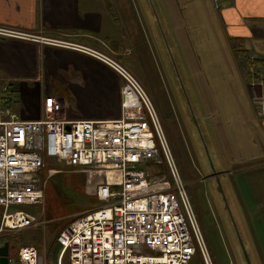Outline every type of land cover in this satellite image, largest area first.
Masks as SVG:
<instances>
[{
    "label": "built area",
    "instance_id": "built-area-1",
    "mask_svg": "<svg viewBox=\"0 0 264 264\" xmlns=\"http://www.w3.org/2000/svg\"><path fill=\"white\" fill-rule=\"evenodd\" d=\"M211 1L219 7L220 0ZM0 36L27 34L0 24ZM94 54L124 80L117 117L72 119L65 100L48 94L42 117L26 118L15 109L16 89L0 79V248L14 233L39 226L37 216L11 209L40 204L54 172L49 162L57 160L85 170L102 205L62 229L54 264L66 254L69 264H190L197 252L213 264L149 94L120 62ZM253 103L264 116V100L253 97ZM8 264L46 263L27 244L11 249Z\"/></svg>",
    "mask_w": 264,
    "mask_h": 264
},
{
    "label": "rangeland",
    "instance_id": "rangeland-1",
    "mask_svg": "<svg viewBox=\"0 0 264 264\" xmlns=\"http://www.w3.org/2000/svg\"><path fill=\"white\" fill-rule=\"evenodd\" d=\"M218 12L211 0H129L118 16H144L146 32L140 48L137 47L139 50L134 53L140 69L128 70L144 86L154 104L187 183L213 263L238 264V260L239 264H245L228 212L224 206L222 208L221 201L215 202L211 186H205L195 159V146L198 145L200 150L196 153L205 165L204 173L212 171L205 143L217 172L236 170L235 179H251L252 190L256 191L257 187L260 192L252 194L245 203L238 191H235L234 203L231 195L229 199L253 263L264 264V214H259L264 210V150L261 145L264 135L260 125L246 122L244 114L248 112L249 102L245 82L235 57L223 50L222 35L213 19ZM113 74L120 81L121 91L124 80L115 70ZM57 83L61 82L46 72L34 82L26 83L22 94L14 88L22 95L29 111H37L40 118L44 112L34 103L37 87L41 88L42 97L47 94V85H56L61 93H67L66 86ZM91 93L82 90L85 98L90 99L84 103L83 98V104L107 113L111 111L114 99L108 97L104 101ZM19 104L15 109L21 112ZM49 167L54 172L40 204L18 205L11 209L25 210L39 218V226L22 230L15 237L22 241L21 245L34 242L32 244L40 249L48 264L56 254L57 238L62 229L78 216L102 205L96 196L95 181L85 170H71L57 160L50 161ZM258 199L260 204L255 211ZM62 264H69L67 254Z\"/></svg>",
    "mask_w": 264,
    "mask_h": 264
},
{
    "label": "crops",
    "instance_id": "crops-1",
    "mask_svg": "<svg viewBox=\"0 0 264 264\" xmlns=\"http://www.w3.org/2000/svg\"><path fill=\"white\" fill-rule=\"evenodd\" d=\"M126 1L129 0H0V24L27 34V37L0 36V79H7L22 94L26 83L34 82L35 78L49 72L61 82L57 84L65 85L68 91L61 93L58 86L47 85L45 94L63 98L65 114L69 118L107 119L119 116L120 81L115 78L113 69L94 53L108 55L127 69H140L134 53L139 50L137 47L140 48L146 25L144 16H118ZM215 8L219 12L213 19L222 35L225 54L229 51L233 56L231 38H234L239 40L236 46L241 57L245 54L264 63V0H220L219 7ZM234 59L245 82L249 102L248 112L244 114L246 122L260 125L264 135V116L258 105L253 103V97L264 100V64L256 77L247 79L236 57ZM83 89L104 101L108 97L114 99L111 111L107 113L88 107V103L83 104ZM17 100L21 114L38 116L37 111H29L18 93ZM85 100L90 99L85 98L84 103ZM43 101L41 88L37 87L34 103L41 110ZM261 145L264 150V143ZM234 185L244 203L252 194L260 193L257 187L256 191L252 190L251 179L249 181L246 177L234 178ZM259 204L260 199L255 211ZM259 214L263 216L264 210ZM56 259L57 256H54L50 264H54Z\"/></svg>",
    "mask_w": 264,
    "mask_h": 264
},
{
    "label": "water",
    "instance_id": "water-1",
    "mask_svg": "<svg viewBox=\"0 0 264 264\" xmlns=\"http://www.w3.org/2000/svg\"><path fill=\"white\" fill-rule=\"evenodd\" d=\"M203 137H204V135H203ZM204 139H205V137H204ZM205 142H206V140H205ZM205 147H206L205 154L207 153V156L209 158V162L208 163H210V166L212 168V171L210 169V172L209 173L212 172L213 175H215V177L217 179V181H216V188H215V186L214 187L211 186L212 193H213L214 198H215V202H216V200L221 201L222 208L224 206L225 209L228 212V215H229L228 216V219L230 218L229 219L230 220V223L232 221L231 225L233 224V226H234V228L232 226V228L234 230V234L236 236L237 242L240 244V247L242 249V252H241L242 257H243V260L242 261H244V263H246V264H254L253 261H252L251 253H250V251L248 249V246L246 244L245 238H243L244 235L242 234V232H241V230L239 228V223H238V221H237V219H236V217H235V215L233 213V209L231 208V203H230L229 195H231L232 201L234 203V200H235V192H234V190H231V192H228L226 190V187H227L226 182H225L224 179L222 180V178H221V176L222 175H225L226 172H217L216 171L215 162H214L213 157L210 154V151L208 149L207 143H205ZM195 149H196L197 152L200 150L199 147H198V145L195 146ZM209 173H206L205 172V174H209ZM9 252H10V243L7 241L0 248V255H1L0 261H1V264H8L9 263Z\"/></svg>",
    "mask_w": 264,
    "mask_h": 264
},
{
    "label": "trees",
    "instance_id": "trees-1",
    "mask_svg": "<svg viewBox=\"0 0 264 264\" xmlns=\"http://www.w3.org/2000/svg\"><path fill=\"white\" fill-rule=\"evenodd\" d=\"M231 40H233L232 41L233 56L236 57L237 61L239 62L240 70L242 71L244 77H246L247 79H249V78L251 79V78L256 77L257 76V72L259 70H261V68H263L262 67V64H264L263 61L262 60H258V59H253L250 56H247L245 54H243L242 57H241V54H239V50L237 49V46H236V43L239 42V40H235L234 38H231ZM7 81H8L7 79L3 80V82H6V83H7ZM68 167L71 170L72 169L77 170L74 167H71V166H68ZM15 235L9 236V242H10V245H11V247H12V249L14 251H16L17 247L21 246V242H22V241H18L19 238L17 237L18 239H16ZM27 242H28L27 244H29V245L34 243V242H29V241H27ZM27 244H23V245H27ZM56 248L57 249L55 251V253H56L55 257L57 256V252L59 250L58 244L56 245ZM239 248H240V250L242 252L240 244H239ZM258 252H259V249H258ZM195 257H197V258L195 259ZM239 262L240 261L237 260L238 264H239ZM190 264H205V262H204V259H203L202 255L199 252H197L196 255L193 257V259H192Z\"/></svg>",
    "mask_w": 264,
    "mask_h": 264
},
{
    "label": "flooded vegetation",
    "instance_id": "flooded-vegetation-1",
    "mask_svg": "<svg viewBox=\"0 0 264 264\" xmlns=\"http://www.w3.org/2000/svg\"><path fill=\"white\" fill-rule=\"evenodd\" d=\"M182 125H183V127H185V129L187 130V128H186V126H185V123H184V124L182 123ZM187 132H188V131H187ZM188 137H189V136H188ZM189 141H190V140H189ZM194 152H195V159H196V162H197L198 168H199V170H200V172H201V174H202V179H203V181L205 182V186H207V185L212 186V187L215 186V188H216V181H217V179H216L215 175H213L212 172L209 173V174H205V173H204L203 170H205V165H204V163H203L201 157L196 153V151H194ZM221 178H222V180H223V179L225 180L226 185H227V187H228V188L226 187V190H227L228 192H231V190H234V192L237 191L236 188H235V185H234V170H231V171H229V172H226V174H225V175H222ZM230 184H231L232 186H231ZM208 195H209V196H212L211 194H208Z\"/></svg>",
    "mask_w": 264,
    "mask_h": 264
},
{
    "label": "bare ground",
    "instance_id": "bare-ground-1",
    "mask_svg": "<svg viewBox=\"0 0 264 264\" xmlns=\"http://www.w3.org/2000/svg\"><path fill=\"white\" fill-rule=\"evenodd\" d=\"M60 253V252H59Z\"/></svg>",
    "mask_w": 264,
    "mask_h": 264
}]
</instances>
